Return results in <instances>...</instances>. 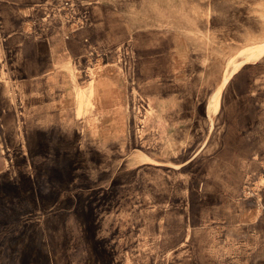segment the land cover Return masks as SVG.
<instances>
[{
    "label": "rangeland",
    "instance_id": "374dc122",
    "mask_svg": "<svg viewBox=\"0 0 264 264\" xmlns=\"http://www.w3.org/2000/svg\"><path fill=\"white\" fill-rule=\"evenodd\" d=\"M0 264H264V0H0Z\"/></svg>",
    "mask_w": 264,
    "mask_h": 264
},
{
    "label": "crops",
    "instance_id": "0c3cea01",
    "mask_svg": "<svg viewBox=\"0 0 264 264\" xmlns=\"http://www.w3.org/2000/svg\"><path fill=\"white\" fill-rule=\"evenodd\" d=\"M127 36V35H126ZM124 36L123 39L131 36L130 34H128V36L126 37ZM16 41H23L24 38H19V35L16 34ZM120 40V41H121ZM74 41L75 38L74 36H70L68 38V44H70L71 49H78L79 51V55H76L74 57L71 58H79L81 57L84 52H85V45L83 44L82 38L77 40L76 42L80 43V47L79 46H75L74 45ZM118 41V42H120ZM36 42H34L33 44H35ZM81 52V53H80ZM78 53V52H77ZM86 53V52H85ZM85 56V54L83 55V57ZM104 76H99V78L96 80L95 86L93 88V105H94V111H95V115L94 117H100L101 122L103 123H108L109 126H111L112 129V133L110 134L109 132H106V134L104 133L103 129L104 127L100 130V132H98L99 136H98V140H102V142H106L108 143L106 140L108 141H114L118 138L119 134L117 133V130H121V126L122 123L124 122V118L121 114L120 111V101H121V82H117L115 83L114 80H112L114 77L112 76H106V74H103ZM55 87L56 83H50L49 86L50 87ZM178 87V86H177ZM181 88L183 86H180ZM69 89V88H66ZM156 97V96H154ZM158 97V96H157ZM160 102L161 105L163 106V104H168V107H164L166 109H163L164 112H168L169 111V107L174 106V101H176V114L177 116L174 117H170L166 115V120L162 121L161 123V129L160 132L163 134V138L161 141V145L163 147V151L159 154L157 152H152V154L157 153L156 156H160L159 158L162 159V155H168L171 152H173V149H182V146H179L180 144L183 143L184 139H185V134L183 132H181V130H184V123L185 122V116L183 114L178 115L179 114V110H182V112L184 113V108H183V103L181 102V98H182V89L178 88V89H171L170 91H167L166 93L163 92L162 96L160 97ZM183 101V100H182ZM180 106V107H179ZM93 114H89L88 116L86 115V119L82 120L84 123H89L90 119H92L90 116H92ZM96 119V118H95ZM193 122H195V119H192ZM95 122V121H93ZM98 123H101L98 121H96ZM109 127H108V131H109ZM86 132H89L88 130H86ZM116 138V139H115ZM194 150V148H193ZM195 151H193V156L197 153H194ZM192 159V157L188 158L186 161L189 162ZM186 161H182L186 162Z\"/></svg>",
    "mask_w": 264,
    "mask_h": 264
}]
</instances>
